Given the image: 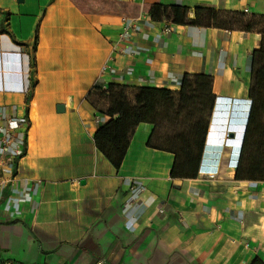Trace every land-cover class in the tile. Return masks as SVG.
<instances>
[{"label":"crops","instance_id":"0c3cea01","mask_svg":"<svg viewBox=\"0 0 264 264\" xmlns=\"http://www.w3.org/2000/svg\"><path fill=\"white\" fill-rule=\"evenodd\" d=\"M106 2L83 12L72 0H0V114L27 123L25 156L0 191V264H264V180L235 178L261 35L148 13L164 4L190 18L195 6L262 15L264 0ZM125 18L137 29L122 41ZM185 73L212 76L216 96L197 177L171 175L175 155L148 147L149 122L115 169L95 144L109 118L97 89L177 94Z\"/></svg>","mask_w":264,"mask_h":264},{"label":"trees","instance_id":"16d2710c","mask_svg":"<svg viewBox=\"0 0 264 264\" xmlns=\"http://www.w3.org/2000/svg\"><path fill=\"white\" fill-rule=\"evenodd\" d=\"M94 1L72 0L83 12L100 11ZM97 1L114 5V2L109 3L106 0ZM104 4L102 6L106 8ZM189 11L190 8L186 6L169 7L164 4H153L148 9L151 18L156 21L168 18L176 24L214 26L228 31L257 32L261 35L259 49L254 50L250 57L252 83L249 98L252 103L235 178L264 180V14L247 15L195 6L194 18H190ZM34 38L33 52L39 38L38 28ZM35 63L33 53V67ZM35 81L33 79L26 103H29ZM213 84L210 75L185 73L177 94L167 88L147 86L131 90L114 83L105 89H97L95 94L106 107L101 109L98 103L94 102L95 106L109 117L98 125L94 134L97 149L106 156L115 169H118L127 154L136 127L140 123L149 122L153 128L149 134L148 147L169 151L175 155L171 175L179 178L197 177L210 115L216 102ZM131 92L133 99L130 100ZM252 264L263 263L255 258Z\"/></svg>","mask_w":264,"mask_h":264},{"label":"built area","instance_id":"2783aa9c","mask_svg":"<svg viewBox=\"0 0 264 264\" xmlns=\"http://www.w3.org/2000/svg\"><path fill=\"white\" fill-rule=\"evenodd\" d=\"M124 20L127 25L120 34L122 41L128 40L130 34L137 29L135 19ZM26 128L27 123L18 121L15 116L0 114V191L12 183L17 174L19 162L25 152V141L19 138V133Z\"/></svg>","mask_w":264,"mask_h":264},{"label":"rangeland","instance_id":"374dc122","mask_svg":"<svg viewBox=\"0 0 264 264\" xmlns=\"http://www.w3.org/2000/svg\"><path fill=\"white\" fill-rule=\"evenodd\" d=\"M97 94H98V92H97ZM95 101H96V103H98L99 108L104 109L106 107L104 102L101 99H99V97H96Z\"/></svg>","mask_w":264,"mask_h":264},{"label":"water","instance_id":"95a60500","mask_svg":"<svg viewBox=\"0 0 264 264\" xmlns=\"http://www.w3.org/2000/svg\"><path fill=\"white\" fill-rule=\"evenodd\" d=\"M19 1H22V0H19ZM59 110H63V106H60V107H59Z\"/></svg>","mask_w":264,"mask_h":264}]
</instances>
